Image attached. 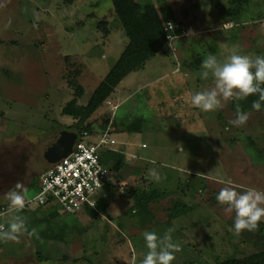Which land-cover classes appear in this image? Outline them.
<instances>
[{
  "label": "rangeland",
  "instance_id": "374dc122",
  "mask_svg": "<svg viewBox=\"0 0 264 264\" xmlns=\"http://www.w3.org/2000/svg\"><path fill=\"white\" fill-rule=\"evenodd\" d=\"M135 1L153 3L165 22L172 11L181 32L173 35L172 48L168 41L122 82L155 81L114 113V128L142 127L146 134L112 133L116 143H107L102 153L113 174L108 197H98L96 209L76 214L54 205L60 212L51 220L48 208L32 200L49 167L51 142L63 130L77 133L70 128L80 119L64 109L72 101L88 104L129 39L112 0H0V233L16 215L28 228L16 240L0 239V264H141L148 251L144 232L163 235L170 229L179 245L173 264H214L264 252V221L235 235L230 231L235 213L216 200L223 187L264 190V110L249 112L237 127L229 123L236 119L228 106L233 99L214 112L190 103L196 92L214 86L211 76L201 79L205 57L264 55V5L253 3L235 23L228 0ZM147 95L157 99L148 101ZM103 108L82 124L92 129L84 133L87 143L103 137ZM128 114L139 118L128 121ZM125 140L144 161L122 156L114 165L109 161L108 149L119 151ZM17 184L25 203L31 202L19 213L4 196ZM150 190L164 196L140 210L137 192ZM176 203L192 211L172 219ZM41 218L50 219L56 240L42 234L47 225Z\"/></svg>",
  "mask_w": 264,
  "mask_h": 264
},
{
  "label": "clouds",
  "instance_id": "9594fccd",
  "mask_svg": "<svg viewBox=\"0 0 264 264\" xmlns=\"http://www.w3.org/2000/svg\"><path fill=\"white\" fill-rule=\"evenodd\" d=\"M175 24L167 22L165 28L169 35V47L172 48ZM190 34V33H189ZM201 79L214 80V86L192 95L190 103L204 112H214L222 107V101L235 99L239 101L252 95H258V99L252 103V108L260 111L264 107V55H257L254 59L247 55L233 54L227 60L220 61L215 55L207 56L201 64ZM249 119L248 113L241 110L236 104V119L229 121L234 126H242ZM182 151V145L179 148ZM158 179V177H157ZM21 184L8 191L4 196L9 202L10 208L17 213L25 207V199L19 190ZM220 205H226L225 211L235 213L234 223L230 231L240 235L242 231H252L264 221V190L249 188L237 191L232 187H223L216 195ZM26 219L21 215L12 217L6 231L0 233V239L16 240L27 232ZM33 231H35L33 229ZM171 229L163 235L155 231H145L143 236L145 246L148 249L141 264H173L175 253L179 251V245L172 242Z\"/></svg>",
  "mask_w": 264,
  "mask_h": 264
},
{
  "label": "trees",
  "instance_id": "16d2710c",
  "mask_svg": "<svg viewBox=\"0 0 264 264\" xmlns=\"http://www.w3.org/2000/svg\"><path fill=\"white\" fill-rule=\"evenodd\" d=\"M71 1L72 0H68ZM116 15L122 24L123 29L129 39V43L121 55L118 62L111 69L109 74L104 78L101 84L94 91L88 104L84 107L78 106L75 101L70 102L64 109L65 115L76 120L80 119V126H73L71 130H76L78 139L81 140L85 132H92L90 125L83 127L87 120H89L95 112L103 106V104L112 96L119 84L131 73L143 68L145 64L155 58L161 53L168 44V33L165 30L166 23L171 21L175 24L176 18L172 11L167 12L165 22L160 14L158 8L153 4H139L135 0H112ZM256 7H262L264 0H228V12L231 21L238 23L240 18L248 12L252 4ZM173 34L179 35L181 33L177 25H175ZM258 99V95H252L245 99L236 101L233 99L229 102V109L236 116V104L240 105L242 111L249 113L256 111L252 108L254 100ZM264 107L260 111H263ZM120 156V155H119ZM103 162V157H102ZM35 186V182L31 183ZM140 202L138 208L144 210L150 203L156 199L164 196L163 193L150 190L149 192L139 193ZM49 209V210H48ZM45 211H50L48 217L56 219L59 216V210L55 207H50ZM192 209L182 203H176L171 210L172 219H177L183 214L191 212ZM41 218L40 221L46 223L47 228L42 232L49 240H56L57 235L50 231L49 220ZM214 264H264V252H259L244 258L230 259L227 261H218Z\"/></svg>",
  "mask_w": 264,
  "mask_h": 264
},
{
  "label": "built area",
  "instance_id": "2783aa9c",
  "mask_svg": "<svg viewBox=\"0 0 264 264\" xmlns=\"http://www.w3.org/2000/svg\"><path fill=\"white\" fill-rule=\"evenodd\" d=\"M86 138L87 134H84L68 157L49 164L41 176L40 191L32 200L40 208L58 205L76 214L84 209L94 210L98 207V197L113 180L110 170L102 162V153L104 146L114 141L110 140L108 133L103 134L97 143H87ZM30 203L26 202L25 205Z\"/></svg>",
  "mask_w": 264,
  "mask_h": 264
},
{
  "label": "crops",
  "instance_id": "0c3cea01",
  "mask_svg": "<svg viewBox=\"0 0 264 264\" xmlns=\"http://www.w3.org/2000/svg\"><path fill=\"white\" fill-rule=\"evenodd\" d=\"M163 52V51H162ZM159 55V54H158ZM146 65V64H145ZM145 67V66H144ZM179 71V69H177L175 72H178ZM135 72H137V71H135ZM135 72H133V73H131L132 75H134L135 74ZM130 74V75H131ZM128 77V76H127ZM126 77V78H127ZM125 78V79H126ZM124 79V80H125ZM123 80V81H124ZM158 80V79H157ZM122 81V82H123ZM120 83L119 84V86L115 89V91H114V93L112 94V96L103 104V106H101V107H104L103 108V111H102V113L100 114V119L105 123V127H106V129H104L100 134H105V133H108L109 134V138H110V140H112V141H114V143H113V145H115V143H116V140H115V138H113V137H111L112 136V133H115V132H117V131H120V132H122L121 134H125V133H130V134H142V135H144V134H146V132L145 131H143V129H142V127H140V129L139 128H137V129H134V130H132V129H127V131H123V130H126V129H123V130H121V129H118V128H114V126H113V121H114V113L116 112V111H118L125 103H127V102H129L131 99H132V97H134V96H132L131 98H130V96L131 95H138V94H140V93H142V92H145L147 89H150L153 85H154V82L155 81H148L147 83H143V84H141V83H137V81H136V78H134L133 80H129V81H127L126 83L124 82V83ZM137 83V84H136ZM135 85H136V87H135ZM153 93V92H152ZM127 94V95H126ZM149 94V93H148ZM151 94V93H150ZM149 94V95H150ZM148 96V95H147ZM153 97V98H152ZM148 96L147 98H148V101H151V100H154V99H157L156 98V96L154 95V96ZM100 107V108H101ZM99 108V109H100ZM98 109V110H99ZM97 110V111H98ZM111 111L113 114H112V116L109 118L108 116L106 117L103 113L105 112V111ZM96 111V112H97ZM95 112V113H96ZM127 118V120L128 121H132L133 119H135V118H139V116L138 117H133L132 115H130V114H128V116L126 117ZM110 144V143H109ZM134 144H132L131 142H130V140H125V141H123L122 143H121V145H120V147H118V149H119V151L118 150H114V149H108V151H107V154L109 155V153L111 154V156H110V158H109V161H111V163L114 165V162H115V160L116 159H118L119 157H123V160L126 158V157H130V159H132V162H134V161H136V163L138 162V161H144L145 160V156L143 155V154H141V152H135L134 151V149H130V147L129 146H133ZM148 148V147H147ZM146 148V145L145 144H143L142 145V149H147ZM120 155V156H119ZM132 157V158H131ZM147 158H149L148 160H150V157H147ZM132 162H130V163H132ZM135 163V164H136ZM114 168L116 169V167L114 166ZM111 175H112V178H113V174L111 173ZM111 185H112V183L109 185V186H107V187H105L104 189H103V191L101 192V194H100V196L99 197H101V198H107L108 197V192H109V190L112 188L111 187Z\"/></svg>",
  "mask_w": 264,
  "mask_h": 264
},
{
  "label": "water",
  "instance_id": "95a60500",
  "mask_svg": "<svg viewBox=\"0 0 264 264\" xmlns=\"http://www.w3.org/2000/svg\"><path fill=\"white\" fill-rule=\"evenodd\" d=\"M78 140L76 132L63 130L49 145L46 153V159L49 164L58 163L60 160L68 157Z\"/></svg>",
  "mask_w": 264,
  "mask_h": 264
}]
</instances>
